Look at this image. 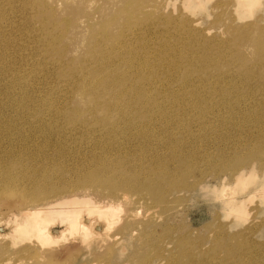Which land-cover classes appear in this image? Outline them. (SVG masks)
<instances>
[{"label":"rangeland","instance_id":"rangeland-1","mask_svg":"<svg viewBox=\"0 0 264 264\" xmlns=\"http://www.w3.org/2000/svg\"><path fill=\"white\" fill-rule=\"evenodd\" d=\"M44 2L52 23L64 28L72 21L75 24L66 39L58 34L53 37L54 47L65 49L66 70L78 63L89 69L106 64L104 47L94 49L89 42L91 32L104 23H114L129 13L138 15L136 26L149 20L156 31L136 42L144 50L136 59L149 62L156 54L150 71L140 75L149 76L153 94L131 92L128 105L117 111V131L111 133L101 112L86 122H74L68 114L76 109L75 101L53 108L63 117L48 123L43 122L48 109L42 101L36 98L18 107L14 105L18 98L7 90L11 95L0 104V178L11 174L22 182L49 172L48 179L54 176L55 182L64 184L70 169L91 172L101 163H115L117 177L134 183L124 193L119 224L108 234L102 231L104 239L110 234L116 244L107 261L98 264H141L145 257H150L151 264L159 256L166 259L163 264H187L191 259L194 264H264V0H251L250 5L244 0H201L194 5L185 0ZM116 33V28L108 31L106 42L115 43L106 53L122 64L131 54L123 39L114 41ZM7 36L0 33V38ZM20 54L0 50V64ZM40 66L34 63L32 68ZM231 67L233 74L227 77L233 84L223 83L219 72ZM111 68L107 64L108 75ZM123 77L128 78V71ZM149 116L155 118L147 122ZM155 121L157 126L152 125ZM61 127L72 133L62 135L57 131ZM113 135L120 138L123 148L111 147ZM39 166L42 170L36 172ZM233 171L246 174L236 181ZM51 183L38 189L49 190ZM29 195L24 199L0 192V241L8 249L0 254V264H40L41 259L19 249L29 243H21L18 237L13 241V224L7 222L18 208L33 204ZM229 200L234 204L228 205ZM136 208L143 221L137 233L147 234L143 241L140 234H117L119 225L133 219L126 212ZM52 223V230L64 231L57 236L65 233L68 240H59L53 248L61 264L92 259L83 254L86 244L80 233L66 231L59 221Z\"/></svg>","mask_w":264,"mask_h":264},{"label":"bare ground","instance_id":"bare-ground-1","mask_svg":"<svg viewBox=\"0 0 264 264\" xmlns=\"http://www.w3.org/2000/svg\"><path fill=\"white\" fill-rule=\"evenodd\" d=\"M44 1L3 0L0 2V10L1 8L4 9L0 13V33L5 32L8 35L5 38H0L3 45L0 50L5 53L8 50V54L11 50L21 51L18 59L0 64V104H3L4 100L11 94L16 95V98H18L14 103L18 107L28 106L33 99L38 98L42 101L41 104L48 109L44 113L43 122L50 123L63 117L62 113L58 114L59 110L58 112L53 108L57 109L58 105L67 103L71 105L75 101L76 109L68 114L74 122H86L91 116L101 112L103 113L102 117L106 119L104 126L111 133H115L117 130L114 121L116 120L117 111L123 110L128 105L131 92L145 96L153 94L149 76L143 78L140 75L150 71L149 64L156 61V54L150 56L149 62L143 63L136 59L140 52H144V50L138 49L136 42L143 38L142 35L155 33V27L151 26L149 20L141 21L136 26V23L140 20L138 15L134 13H129L125 18L116 20L114 23H104L100 29L91 32L89 42L93 43L94 49L98 46L104 47L103 60L106 64L100 65L99 63L95 68L89 69L84 64L78 63L76 66L73 65L72 70H66L64 68L69 65V61L66 60L65 49L58 50V47L55 48L53 37L58 34L66 39L67 34L72 31L75 24L72 21L70 27L64 28L62 25H56V22L52 23L48 18V6ZM244 1L250 5L251 0ZM252 1L256 3V0ZM185 2L194 5L201 2V0H185ZM255 3L251 6H254ZM139 7L140 5L135 9H139ZM145 22L148 23L144 25ZM112 28L117 30L114 41L123 39L122 42H125L131 54L130 57L124 59L122 64L113 55L106 53L115 43L106 42L107 33ZM258 44L260 45V43ZM162 46L163 44L160 45L159 50ZM92 51L95 50L92 49ZM50 55L51 57H49ZM160 57L165 59L162 56ZM34 63H39L41 66L32 68ZM107 64H111L113 67L109 75L105 71ZM121 66L124 68H120ZM233 70V67L222 69L218 77L223 83L233 84L227 77L233 74ZM127 71L128 78H125L123 73ZM25 80L27 81L25 82ZM134 81H137V84L132 86ZM156 84L158 85V82ZM27 85L29 88H27ZM200 87L195 90L199 91ZM7 90L11 94L6 93ZM74 95L75 98L72 100ZM157 107L160 108L159 105ZM154 118L155 116H149L147 122ZM125 123L129 124V127L131 126L128 121H125ZM152 125L157 126L158 122L155 121ZM72 128L78 129L80 127L75 126ZM57 131L62 135L72 133L66 127H61ZM112 138L111 147H115L114 149L117 150L123 148L124 144L117 135H113ZM78 147H80V144L74 145V147L70 146L68 151ZM116 166L115 163L110 162L106 165L105 162L91 172L70 169V176L65 178L64 184L55 182L54 176L48 179L49 172L40 174L38 179L30 180L31 178H29L22 182L16 181L11 174L8 176L4 174L7 178H0V192H11L17 195L18 198H24L26 194H30L29 196H32L30 200H33V202L28 201L33 204L18 208L12 218L7 221L9 224H13L12 230L15 231L13 241L18 237V240L22 241L21 243L27 241L29 243L19 247V249H27V253L31 254L33 258L41 259L40 264H61V258L57 254V250L53 248L58 246L59 240H67V237L64 235L65 233L62 234L64 232L62 230H60L62 231L61 237L57 236L60 231L57 229L52 230L50 227L52 222L59 221L61 225H65L66 231L72 234L75 232L80 233L81 242L86 244L82 248L83 254L92 258L84 264H98L102 260L107 261L106 257L109 253H113L111 251L116 244L115 239L113 240V237L107 234L111 231L110 229H113L115 223L119 224L116 221L120 219H117V217L120 216L121 206L126 202L124 193L128 192L131 189V183H134L125 177H117L119 168ZM244 168L240 170H244ZM250 168L251 170L254 169L253 167ZM35 169L36 172H39L42 167L39 166ZM234 172L236 171H233L232 174ZM244 174H246L244 171H240L232 176L237 181L241 180ZM50 181L52 183L49 190L38 189L39 186L48 187ZM119 188H122L120 189L123 192L122 194L118 193ZM227 204L233 205L234 202L229 200ZM139 212H141L139 208L128 210L126 217L133 219L119 225L117 234L119 232L140 234L143 241L147 234L137 233L139 228L143 226L142 219L137 216ZM103 230H105L104 233H107L105 236H108V239H104ZM142 231L144 230L142 229ZM17 232H20V234H16ZM1 235L3 234L0 232V240ZM2 242L0 241V254L8 251ZM165 260L159 256L151 264H163ZM1 262L2 259H0ZM106 264L116 263L115 261H108ZM141 264H150V257L148 259L145 257ZM167 264L179 263L172 261L167 262ZM187 264H194V262L191 259L189 262L187 261Z\"/></svg>","mask_w":264,"mask_h":264}]
</instances>
